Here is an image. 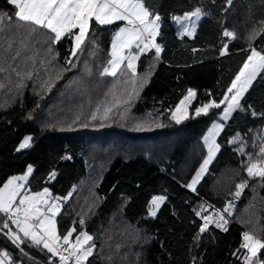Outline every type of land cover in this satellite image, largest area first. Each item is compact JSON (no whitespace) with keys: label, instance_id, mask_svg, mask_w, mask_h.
<instances>
[{"label":"trees","instance_id":"1","mask_svg":"<svg viewBox=\"0 0 264 264\" xmlns=\"http://www.w3.org/2000/svg\"><path fill=\"white\" fill-rule=\"evenodd\" d=\"M145 3L161 17L157 43L162 51L159 56L155 49L144 52L135 76L122 66L113 77L101 71L110 59L119 23H93L82 50L72 57L71 40L51 44L47 30L22 26L14 7L0 0V13L12 17L0 30V187L35 165L26 188L34 193L50 187L53 195L68 197L57 219L58 230L63 234L75 225L79 232V220L85 221L96 246L87 264H243L238 255L244 250L233 255L243 232L264 239V181L246 171L249 156L260 157L264 140V73L241 100L244 110L222 122L215 138L220 148L195 191L187 185L208 156L202 139L225 105L207 115L192 113L210 100L222 99L250 54V44L258 51L264 48V18L257 15L264 12V0H232L231 5L227 0ZM199 7L207 14L194 36H179L174 18ZM224 31L237 38L225 37ZM225 44L227 54L221 55ZM68 59L75 66L61 71L70 67ZM49 78L54 84L50 90L43 88ZM133 88L138 95L127 103ZM190 88L196 91L190 117L170 123L175 122L172 109ZM113 96L122 101L118 112L108 120L93 121L96 108L112 102ZM27 136H33L32 144L17 151ZM175 136L177 143L171 141L168 150L154 151L164 137ZM243 181L247 187L237 198L236 185ZM156 196L166 199L155 217H147ZM229 202L234 208L225 214L227 231L210 224L200 234L203 221L196 212L202 207V215L223 211ZM0 250L13 264H58V257L53 261L42 247L30 241L14 244L3 232ZM260 256L264 259V250Z\"/></svg>","mask_w":264,"mask_h":264},{"label":"snow or ice","instance_id":"2","mask_svg":"<svg viewBox=\"0 0 264 264\" xmlns=\"http://www.w3.org/2000/svg\"><path fill=\"white\" fill-rule=\"evenodd\" d=\"M8 3L14 7V17L18 22H21L22 26L26 25L33 31L37 29L47 30L51 44L59 43L65 37L71 40L73 47L70 49V55L72 57H76L77 52L82 50V45L87 40L93 23L97 26H104L116 22H126L125 26L120 27L114 34L111 42L110 59L107 66L102 69L101 75L116 77L123 66L124 69L130 71L132 76H135L136 62L144 52L155 49L156 55L159 56L162 51L161 46L156 43L161 17L146 6L145 0H8ZM227 3L231 5L232 0H227ZM202 14V10L196 8L194 12L186 14L184 19L190 20L191 17L199 19ZM11 19L12 17L6 13H0V30H2L4 21H11ZM176 19L179 20L180 18L177 17ZM195 30L193 24L185 27L181 35L192 36ZM260 30L264 31V21H261ZM223 35L233 39L237 38L235 33L231 31H224ZM249 48L250 54L247 55L245 62L222 99L219 102L214 99L210 100L196 108V116L207 115L210 109H219L225 105L222 119L228 120L233 112L244 110L241 100L252 86L253 81L261 73H264V48L258 51L251 44ZM133 49L137 51H133ZM227 50L225 44L221 55L227 54ZM47 51L52 53L53 48L49 46ZM66 63L70 67L61 71L71 70V67L75 66L72 59L66 60ZM85 70L90 72L87 65H85ZM59 78L58 75L57 79ZM146 81L147 78H145ZM53 86L51 78L44 81L43 88L50 90ZM133 94L138 95L135 88H133V93L128 94L127 103H130ZM195 96L196 92L189 89L180 105L171 114V119L176 123L187 119L188 107ZM121 102L118 97L113 96L112 102H105L96 108L91 119L93 121L98 118L100 120L110 119L114 110L118 112ZM120 115L122 119L126 118L124 114ZM252 115L255 116L256 113L252 112ZM137 127H142V125H137ZM223 127L222 123H214L209 129L208 135L204 137V143L208 147V156L204 159L192 183L187 185L192 191L196 190L195 185L207 170L215 152L220 148V145L215 143V137ZM238 139L239 137L232 142L236 143ZM30 141L31 137H26L17 151L29 147ZM239 151L243 153V148H240ZM259 153L260 157L257 159L249 156L246 171L249 177H259L261 181H264V140L259 147ZM32 172L33 167L28 165L26 173L11 177L0 187V214H3L4 217L0 220V232H3L14 244L22 245L26 241H30L35 247L42 246V249L51 254L53 261L54 258L58 257V264H87L96 247L93 236L83 230L77 232L75 225L63 234L59 232L56 217L62 209L61 201L67 200L68 197H53L47 188L42 192L30 193L26 184ZM52 176H55L54 172ZM245 187H247V181L237 184V191L234 196L238 198ZM70 195L71 193H69ZM165 199L164 196L152 198L151 216H156L157 210ZM207 207L212 206L208 205ZM233 208L234 205L229 202L223 211L216 210L209 215H202L201 213L204 211L202 207L200 211L196 212V215L200 216L203 221L199 233L202 234L207 231L210 224L227 231L228 220L225 218V214H230ZM214 217L216 218L214 219ZM84 223L83 219L79 220L80 225H84ZM13 225L15 230L12 228ZM74 233H76L75 237ZM242 236L243 241L240 248L233 255L244 250L243 255H238V259H242L243 264H264V259H261L260 256L261 251L264 250V239L253 235L250 231H244ZM197 238H199V234ZM0 264H10V257L7 252H0Z\"/></svg>","mask_w":264,"mask_h":264},{"label":"rangeland","instance_id":"3","mask_svg":"<svg viewBox=\"0 0 264 264\" xmlns=\"http://www.w3.org/2000/svg\"><path fill=\"white\" fill-rule=\"evenodd\" d=\"M201 10H202V15H201V17L199 18V19H197L196 17H191V19L190 20H185L184 19V17H185V15L186 14H190V13H186L185 15H181V16H178L180 19L179 20H177L176 18L177 17H175L174 18V20H175V22H177L178 23V25H179V28H178V34H179V36H182L181 35V32L183 31V29L185 28V27H189V26H192L193 24L195 25V29L198 27V25H199V22H200V19L201 18H203V17H205V15L207 14L206 13V9L204 8V9H202L201 7H199ZM194 12V11H193ZM192 13V12H191ZM258 15V17L259 18H264V12H262V13H258L257 14ZM116 23H119V26H118V28H117V30L116 31H118V29L120 28V27H123V26H125V23L126 22H116ZM115 24V23H114ZM159 25H160V27H161V23H159ZM160 27H159V29H160ZM115 31V32H116ZM115 32H114V34H115ZM114 34H113V36H112V38H114ZM187 36V35H186ZM194 35H192V36H190V37H193ZM158 37L159 36H157L156 37V43H157V39H158ZM113 40V39H112ZM72 47H73V45H72ZM239 48V47H238ZM133 51H137L136 49H133ZM110 52H111V46H110ZM107 76H109V75H107ZM190 89H192V88H190ZM193 90V89H192ZM195 91V90H194ZM196 92V91H195ZM188 93V92H187ZM187 95V94H186ZM185 95V96H186ZM184 96V97H185ZM184 97L181 99V100H183L184 99ZM194 100V99H193ZM191 101V103H190V105H189V107H188V113H190V107L193 105V103H194V101ZM181 102V101H180ZM180 105V103H178L177 105H176V107L175 108H173L172 109V111H171V114L175 111V109L178 107ZM194 116H196L195 115V110H194V112L192 113ZM201 115H203V114H201ZM222 115H223V111H222V114L220 115V118L219 119H217V121H214L213 123H212V125L214 124V123H222L223 121H226V120H223L222 119ZM190 117V115H188V118ZM187 118V119H188ZM230 118V117H229ZM187 119H184V120H182V121H185V120H187ZM181 121V122H182ZM180 122V123H181ZM170 123H172V124H175L176 122H170ZM212 125L210 126V128L212 127ZM164 127H166V129H168V130H172V128H173V126H171V125H164ZM163 127V128H164ZM209 132V131H208ZM208 132L204 135V137L205 136H207L208 135ZM221 132V130L219 131V133ZM219 133L216 135V137L215 138H217V136L219 135ZM262 133L264 134V131H262ZM179 136H182L181 134L179 135ZM27 137H31V141H30V145L32 144V139H33V136H27ZM178 136H175L174 138H171L170 140H168V138L167 137H164L165 139L163 140V141H161L156 147H153V149H154V151H157V153L159 154V153H161V152H165L166 150H168V148L172 145V142H176V138H177ZM176 139V140H175ZM24 140H21V142H20V144L23 142ZM168 141V142H167ZM172 141V142H171ZM202 141L204 142V138L202 139ZM177 143V142H176ZM19 144V145H20ZM30 147V146H29ZM19 148V147H18ZM28 148V147H27ZM27 148H24L23 150H25V149H27ZM20 150H22V149H20ZM192 153H193V150L191 149L189 152H188V156H187V160H188V162L189 161H191V158H192ZM216 153V152H215ZM216 155V154H215ZM215 155H214V157H215ZM214 157H213V159H214ZM190 158V159H189ZM212 159V160H213ZM202 164H203V162H202ZM201 164V165H202ZM210 164V163H209ZM209 164H208V166H209ZM32 167H33V172H34V166L35 165H31ZM207 166V169L209 168ZM199 169H200V167H199ZM27 171V170H26ZM199 171V170H198ZM197 171V172H198ZM207 171V170H206ZM206 171L202 174V176H201V178L203 177V175L204 174H206ZM33 172H32V174L29 176V180L31 179V177L33 176ZM26 173V172H25ZM20 175H23V173L22 174H20ZM196 176V173H194V176H193V178ZM193 178H192V180H193ZM201 178L199 179V181H198V183L195 185V187L199 184V182H200V180H201ZM191 180V181H192ZM47 189L49 190V192L52 194V190H51V188L50 187H47ZM43 191V190H42ZM42 191H39V192H42ZM236 191H237V188H236ZM37 192V191H36ZM30 193H32L31 191H30ZM35 193V192H34ZM52 196L53 197H58V196H55V195H53L52 194ZM61 198H63V197H61ZM65 201L66 200H62L61 202H62V206L65 204ZM165 201V200H164ZM226 207H227V205H225ZM152 207V205H151V202H150V204H149V207H148V212H147V217H153V216H151V214H150V208ZM225 207V208H226ZM159 210V209H158ZM158 210H157V212H158ZM61 214V213H60ZM59 214V215H60ZM157 214V213H156ZM59 215L56 217V219H58V217H59ZM228 215V214H227ZM118 224H119V226L121 227V228H123V225L122 224H120V222H118ZM42 247V246H41ZM0 252H3L2 250H0ZM94 254V253H93Z\"/></svg>","mask_w":264,"mask_h":264},{"label":"built area","instance_id":"4","mask_svg":"<svg viewBox=\"0 0 264 264\" xmlns=\"http://www.w3.org/2000/svg\"><path fill=\"white\" fill-rule=\"evenodd\" d=\"M81 226H83V231H87L86 225H81ZM242 241H243V238H241L240 245H241ZM10 264H13V263L10 262Z\"/></svg>","mask_w":264,"mask_h":264},{"label":"crops","instance_id":"5","mask_svg":"<svg viewBox=\"0 0 264 264\" xmlns=\"http://www.w3.org/2000/svg\"><path fill=\"white\" fill-rule=\"evenodd\" d=\"M9 179H10V178H9ZM7 181H8V180H7ZM7 181H6V182H7ZM28 181H29V179H28ZM28 181H27V183H28ZM12 228H13V230H15V226H14V225L12 226Z\"/></svg>","mask_w":264,"mask_h":264}]
</instances>
